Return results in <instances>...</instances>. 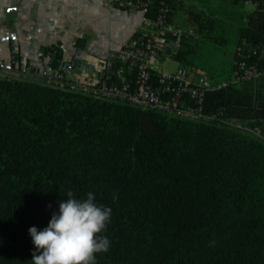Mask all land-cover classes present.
Returning a JSON list of instances; mask_svg holds the SVG:
<instances>
[{"label":"trees","instance_id":"16d2710c","mask_svg":"<svg viewBox=\"0 0 264 264\" xmlns=\"http://www.w3.org/2000/svg\"><path fill=\"white\" fill-rule=\"evenodd\" d=\"M173 8L198 35L175 55L180 65L228 79L236 54L225 59L218 48L235 31V48L255 51L248 60L264 67V1L224 19L184 0ZM200 42L213 44L208 58ZM43 51L64 71L60 46ZM204 110L214 118L182 120L40 78L1 77L0 264H32L28 229L46 227L68 191L92 192L112 210L100 233L110 248L96 264H264V142L222 121L261 118L264 74L208 91Z\"/></svg>","mask_w":264,"mask_h":264},{"label":"built area","instance_id":"2783aa9c","mask_svg":"<svg viewBox=\"0 0 264 264\" xmlns=\"http://www.w3.org/2000/svg\"><path fill=\"white\" fill-rule=\"evenodd\" d=\"M176 1L111 0L115 8L128 15L139 14L141 27L123 46L107 52L97 77L72 79L65 71L54 69L47 62L39 70V78L59 89L79 91L104 100L126 101L142 109L163 112L182 120L205 121L214 118L204 110L205 94L229 84L258 78L264 74V67L248 60L251 52L255 51L244 53L237 46L234 50L235 67L228 79H216L196 66L179 64L173 71L164 70L160 66L169 59L176 60L175 55L184 42L198 39L192 25L178 22L173 8ZM242 1L244 5L257 9L264 0ZM260 51L262 57L264 46ZM14 68L31 75L32 70L18 55L12 42L9 63L4 64L0 59V78H17L10 74ZM222 121L264 142V112L254 123L239 118H225Z\"/></svg>","mask_w":264,"mask_h":264},{"label":"crops","instance_id":"0c3cea01","mask_svg":"<svg viewBox=\"0 0 264 264\" xmlns=\"http://www.w3.org/2000/svg\"><path fill=\"white\" fill-rule=\"evenodd\" d=\"M246 7L253 10L252 5ZM100 15L110 31L98 30L92 37L94 18ZM0 19V59L9 63L13 42L32 70L30 75L14 68L10 74L17 78H39L49 58L43 48L52 45L61 47L63 69L70 78H95L107 52L123 46L141 27L139 14L128 15L111 0H0ZM77 39H85L83 47L75 46Z\"/></svg>","mask_w":264,"mask_h":264},{"label":"clouds","instance_id":"9594fccd","mask_svg":"<svg viewBox=\"0 0 264 264\" xmlns=\"http://www.w3.org/2000/svg\"><path fill=\"white\" fill-rule=\"evenodd\" d=\"M66 196L46 227L28 229L35 246L32 264H96L95 254L109 250V239L100 233L110 222L111 208L98 205L92 192L80 199L72 191Z\"/></svg>","mask_w":264,"mask_h":264},{"label":"rangeland","instance_id":"374dc122","mask_svg":"<svg viewBox=\"0 0 264 264\" xmlns=\"http://www.w3.org/2000/svg\"><path fill=\"white\" fill-rule=\"evenodd\" d=\"M186 5H194L196 8L198 9H203V10H213L214 11V15L217 16L218 18L224 19V18H228L229 14H231L232 12L237 13L240 12L242 10H247L246 5H240L239 3H236V5H232L229 6V4L225 1H221V0H184ZM248 6V5H247ZM95 10L93 9L92 12H94ZM96 13V11H95ZM94 13V14H95ZM96 18V19H95ZM94 18V29H92L91 31V35L92 37H97V35L100 34V32H98V30L102 31L101 33L105 34L106 32L110 31V27L106 24V19L104 16L100 15L99 17H95ZM1 20V19H0ZM228 21V20H227ZM231 21V20H230ZM234 22V21H233ZM236 32L232 31L229 39H228V43L225 47H219L218 50L220 52H223L224 58L225 59H229V57H231L234 48H235V40H236ZM200 46L201 49L205 52L204 55L207 56L208 58V51L212 50V46L213 44L209 43V42H200ZM206 63V62H204ZM207 64V63H206ZM179 63L176 60L173 59H169L167 61H165L164 64H162L160 67H162L164 70L167 71H173L178 67ZM202 66H196L199 69H201L202 71H204L205 73L209 74L210 73V68L207 67L204 64H201Z\"/></svg>","mask_w":264,"mask_h":264}]
</instances>
